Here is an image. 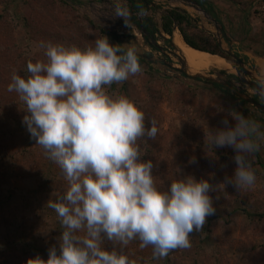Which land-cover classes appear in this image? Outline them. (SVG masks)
I'll return each mask as SVG.
<instances>
[{
	"label": "rangeland",
	"instance_id": "1",
	"mask_svg": "<svg viewBox=\"0 0 264 264\" xmlns=\"http://www.w3.org/2000/svg\"><path fill=\"white\" fill-rule=\"evenodd\" d=\"M150 1L153 4L147 9L134 11L130 0H0V264H21L37 255L47 259L49 248L58 245L57 237L63 229L46 202L52 193H61L66 187L59 166L35 144L22 124L25 113L19 106L23 105L15 92L7 90L13 72L26 76L29 59H45L44 50L38 47L41 42L83 48L105 35L120 46H136L139 54L146 49L157 57L165 58V52L173 57V48L160 34H164L163 17L172 8L188 11L196 26L216 39L214 21L185 0ZM208 1L214 4L233 52L264 78V0ZM118 5L126 9L124 19L115 18ZM140 20L146 22L147 34L142 31ZM150 28L155 29L153 38L160 50L147 41L145 35L154 40ZM143 61L146 64L141 63V73L114 83L108 90L136 101L145 111L146 125L150 126L148 121L153 119L157 122L159 133L152 141L157 184L167 188L181 170L198 179L214 175L213 183L231 175L235 169L233 150L219 148L215 152L204 145L201 125L219 126L224 116L234 110L258 121L264 130V111L231 88L221 85L223 89H218L207 81L169 71L164 64ZM236 86L264 103V97L248 86ZM176 135L184 143L183 148L169 154V140ZM192 157L196 158L195 163H189ZM250 160L257 177L254 186L234 192L229 185L221 190L215 206L219 202L228 206L219 204L218 217L205 223L199 231L202 234L197 231L190 235V248L153 259L152 247L141 248L137 239L123 251L136 264H264V142ZM202 169L211 174L202 175ZM207 226L210 232L206 231ZM104 246L113 245L105 240ZM261 249L263 252L259 253Z\"/></svg>",
	"mask_w": 264,
	"mask_h": 264
},
{
	"label": "clouds",
	"instance_id": "2",
	"mask_svg": "<svg viewBox=\"0 0 264 264\" xmlns=\"http://www.w3.org/2000/svg\"><path fill=\"white\" fill-rule=\"evenodd\" d=\"M126 16L118 5L115 18ZM38 47L45 59H29L26 76L14 71L7 90L17 94L22 124L59 166L66 187L46 202L63 229L58 245L49 248L47 259L37 255L27 264H136L123 249L137 239L141 248L152 247L153 259H163L191 247L190 235L216 213L221 190L254 186L250 157L264 142L258 121L233 110L219 126L199 124L204 145L233 150L234 172L213 183L214 175L198 179L181 170L162 189L156 165L139 144L157 138V122L147 126L136 101L108 90L143 71L139 49L113 43L108 35L83 48L53 42ZM105 240L113 246H104Z\"/></svg>",
	"mask_w": 264,
	"mask_h": 264
},
{
	"label": "water",
	"instance_id": "3",
	"mask_svg": "<svg viewBox=\"0 0 264 264\" xmlns=\"http://www.w3.org/2000/svg\"><path fill=\"white\" fill-rule=\"evenodd\" d=\"M188 5L192 6L194 9H196L199 12L204 13L210 20L214 21L215 27L217 29V33L215 34L216 40L222 50L226 52L231 58L224 57L222 55L216 54L222 58H224L229 64H231L230 68H213L210 70H203L198 73H190L188 71L187 62L185 59L179 58L176 53V47L173 42V36L175 34V31L178 30L177 26H175L174 33L170 36L167 33L164 34L160 33L161 36L166 40L170 46L173 48L171 51V54L173 57L169 54H166L165 58L157 57L155 53L149 51V50H142L140 54V59L147 60L151 64L155 65H166L167 69L169 71L175 72L180 75H184L188 78L196 79V80H204L209 82L211 85L219 84L224 87H228L233 89L235 92H237L245 101L248 103L253 104L258 109H261L264 111V103H261L257 99H255L252 96H248L243 92H240L236 87L237 83L240 85L248 86L250 89L255 91L257 94L264 97V78L258 76L257 73H254L251 71L244 61L237 56L233 50H232V43L228 36L224 33V26L221 22H219L216 18L212 16V14L204 9L196 0H185ZM131 4L133 2H137V0H130ZM153 4V3H152ZM134 10V9H133ZM135 11V10H134ZM145 20L148 19V16L144 12ZM140 23L142 25V31L147 34V30L144 27V21L140 20ZM166 34V35H165ZM147 38L148 43L151 47H155L157 50H160L161 47L158 45L157 40L153 38L155 36V33L151 34L153 41H150V37L148 35H145ZM170 36V37H169ZM203 51V50H202ZM206 52V51H205ZM214 54V53H211ZM178 62V63H177ZM232 76V78H230Z\"/></svg>",
	"mask_w": 264,
	"mask_h": 264
},
{
	"label": "trees",
	"instance_id": "4",
	"mask_svg": "<svg viewBox=\"0 0 264 264\" xmlns=\"http://www.w3.org/2000/svg\"><path fill=\"white\" fill-rule=\"evenodd\" d=\"M196 1L204 9L209 11L214 18H216L219 22H221L218 14L215 10L214 4L211 1H208V0H196ZM132 8L135 11L139 10L136 2L132 3ZM145 23H144V27H146ZM175 26H177L183 40L188 45H190L191 47L196 48L198 50H203L206 52L219 54V55H222V56L227 57V58H231L228 54H226V52H224L222 50V48L220 47V45L218 44V42L216 41V39H214V37L212 35L208 34L205 31L200 30L196 26V24L194 23V19L192 18L191 14L188 11L182 10L180 8H172L168 11V13L163 17L162 29L168 35H172L174 33ZM151 31L154 34L155 29L153 28ZM224 33L227 36L225 27H224ZM140 63L146 64V62H144L142 59H140ZM25 70H26V68H25ZM215 87L218 89H220V88L223 89V87H221V85H219V84H215ZM5 91H6V89H5ZM2 93H4V91H2ZM147 126H149V125H147ZM152 141L153 140H149L147 138H142L139 142L141 145V151L145 154L144 158L145 159H151L154 162V164H156L157 161L154 160V155H155L154 143ZM169 141L171 142L170 143L171 145L169 146L170 148L168 150L169 154L176 149H182L183 148L184 143L181 142L178 135H176L175 138L173 137ZM154 170H155V168H154ZM217 172L218 171H215L214 174H217ZM201 174L204 176H207L208 174H211V173L202 169ZM214 178H216V177L214 176ZM161 188L166 189L163 187H161ZM233 191L235 192L236 190L234 189ZM219 204H220V206H223V207L228 206V204L223 203V202H219ZM219 204H218V207L216 208V213L212 216H209L207 218V222L210 223L211 220L216 219L218 217L217 210L220 208ZM206 231H209V232L211 231L208 228V226L206 228ZM195 233L196 232H193L192 234H195ZM202 233L203 232L199 233V231H198V235L202 234ZM262 252H263V250L261 249V252H259V253H262ZM209 261H212L211 257H210ZM25 263H27V262H22L21 264H25Z\"/></svg>",
	"mask_w": 264,
	"mask_h": 264
},
{
	"label": "bare ground",
	"instance_id": "5",
	"mask_svg": "<svg viewBox=\"0 0 264 264\" xmlns=\"http://www.w3.org/2000/svg\"><path fill=\"white\" fill-rule=\"evenodd\" d=\"M173 42L176 47L175 53L179 58L185 59L190 73H198L213 68H230L231 64L224 58L198 50L188 45L178 31H175Z\"/></svg>",
	"mask_w": 264,
	"mask_h": 264
},
{
	"label": "flooded vegetation",
	"instance_id": "6",
	"mask_svg": "<svg viewBox=\"0 0 264 264\" xmlns=\"http://www.w3.org/2000/svg\"><path fill=\"white\" fill-rule=\"evenodd\" d=\"M137 6L139 8V10L141 9H147L149 7L150 4H152V2L150 0H137ZM145 21H148V19H146ZM152 30V28H150Z\"/></svg>",
	"mask_w": 264,
	"mask_h": 264
}]
</instances>
